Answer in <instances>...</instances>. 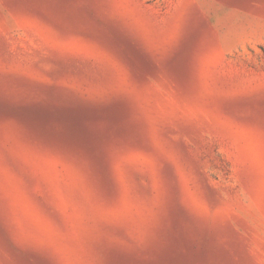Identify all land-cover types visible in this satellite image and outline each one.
<instances>
[{"label":"rangeland","instance_id":"1","mask_svg":"<svg viewBox=\"0 0 264 264\" xmlns=\"http://www.w3.org/2000/svg\"><path fill=\"white\" fill-rule=\"evenodd\" d=\"M0 264H264V0H0Z\"/></svg>","mask_w":264,"mask_h":264}]
</instances>
